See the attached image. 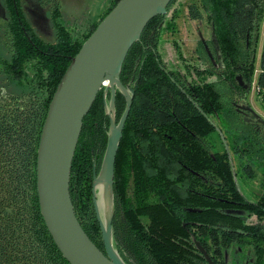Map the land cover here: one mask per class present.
Returning <instances> with one entry per match:
<instances>
[{"label": "trees", "instance_id": "1", "mask_svg": "<svg viewBox=\"0 0 264 264\" xmlns=\"http://www.w3.org/2000/svg\"><path fill=\"white\" fill-rule=\"evenodd\" d=\"M1 1L0 264H70L41 213L37 151L71 59L119 0L76 31L58 20L57 0H41L53 4L54 42L36 34L21 0ZM175 2L148 22L120 72L133 101L115 160L114 247L126 264H264V119L248 101L254 82L264 97V0H186L182 15L211 27V37L183 50L174 21L181 13L167 20ZM164 39L179 45L184 70L168 66ZM126 104L117 91V122ZM109 128L102 88L83 120L70 194L103 251L92 188ZM251 186L260 195L245 194Z\"/></svg>", "mask_w": 264, "mask_h": 264}, {"label": "water", "instance_id": "2", "mask_svg": "<svg viewBox=\"0 0 264 264\" xmlns=\"http://www.w3.org/2000/svg\"><path fill=\"white\" fill-rule=\"evenodd\" d=\"M171 1L119 0L71 59L50 101L37 151V192L45 224L70 264H126L114 247L112 233L115 160L133 101V90L122 84L120 72L131 46L140 38L148 22L157 15L165 14ZM237 79L243 84L241 76ZM102 88L110 128L101 171L98 175L94 173L92 192L104 251L83 229L70 194L72 162L83 120ZM117 91L127 99L118 122L115 106ZM98 186L106 189L108 194L106 221L100 212Z\"/></svg>", "mask_w": 264, "mask_h": 264}, {"label": "rangeland", "instance_id": "3", "mask_svg": "<svg viewBox=\"0 0 264 264\" xmlns=\"http://www.w3.org/2000/svg\"><path fill=\"white\" fill-rule=\"evenodd\" d=\"M23 6V12L31 24L36 34L43 40L47 42L55 41V27L51 20L52 13V3L49 1L44 3L41 0H21ZM47 1V0H46ZM60 8V15L58 20L68 27L72 31H76L78 29L86 28L90 23L96 22L100 19V16L110 5L111 0H57ZM186 0H176L174 5L172 6V10L168 15L169 20L173 13H181V16L176 19L174 17V21H177V26L179 27L178 34L175 37L179 38L180 45L184 42L187 44H183L181 50L185 47L190 46L191 48L195 47V42L205 35L207 37H211V27H208L207 24H204L202 21H192L187 20L184 15H182V8L185 4ZM5 17V11L2 6V1L0 0V22L3 21ZM264 27V25H263ZM263 33V32H262ZM170 35V34H169ZM167 38V37H166ZM179 45L174 44V41L171 39H164L161 41V50L163 52L164 59L166 60L168 66L172 69H182L184 70V66L186 63L183 62V59L180 57L179 53ZM262 47V36L259 45V52ZM189 62V61H187ZM257 74V73H256ZM256 80V79H255ZM264 97L258 94V89L256 83L254 82L253 87L251 88V92L249 94V104L253 110L261 115L264 118ZM218 141V140H217ZM219 142V141H218ZM244 193L248 196L250 195L254 198L249 192L260 193L262 189L257 186H251L248 190H244ZM97 198L99 202L100 212L103 220L106 221L105 216H107V207L106 202L108 199L107 190L103 189V187H97ZM102 196V198H101ZM105 212V213H104Z\"/></svg>", "mask_w": 264, "mask_h": 264}, {"label": "flooded vegetation", "instance_id": "4", "mask_svg": "<svg viewBox=\"0 0 264 264\" xmlns=\"http://www.w3.org/2000/svg\"><path fill=\"white\" fill-rule=\"evenodd\" d=\"M22 2V1H21ZM2 6H3V8H4V11H5V7H4V5H3V3H2ZM257 195H260L259 193L257 194V193H254L253 194V197H256Z\"/></svg>", "mask_w": 264, "mask_h": 264}, {"label": "bare ground", "instance_id": "5", "mask_svg": "<svg viewBox=\"0 0 264 264\" xmlns=\"http://www.w3.org/2000/svg\"><path fill=\"white\" fill-rule=\"evenodd\" d=\"M101 198H102V196H101ZM105 213V212H104Z\"/></svg>", "mask_w": 264, "mask_h": 264}]
</instances>
